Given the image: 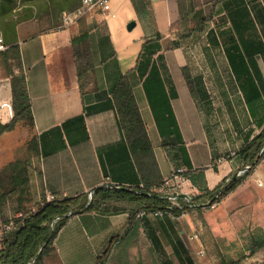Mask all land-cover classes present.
I'll return each instance as SVG.
<instances>
[{"label":"crops","instance_id":"crops-1","mask_svg":"<svg viewBox=\"0 0 264 264\" xmlns=\"http://www.w3.org/2000/svg\"><path fill=\"white\" fill-rule=\"evenodd\" d=\"M148 2L150 8L141 16L144 38L137 42L130 39V48L121 47L140 49L144 40L153 38L156 33L162 36L156 58L160 81L139 78L134 69L128 72L146 134L164 180L173 164L162 144L176 142V139L160 134L149 101L150 95L160 93V83L190 164L192 168H208L207 186L212 188L219 179L234 175L243 165L237 151L264 125V0H224L218 4L215 19L208 21L199 35L208 48L219 49L220 61L194 74L188 66L196 91L194 97L180 71L187 66L180 51L184 43L168 32L174 21L180 23L182 34L188 28L187 0ZM199 3L204 5L202 0ZM107 15L92 13L65 29L36 31L29 36L24 32L26 27H15L34 132L39 140L40 156L31 159V166L37 165L41 172L40 176L36 171L30 175L34 202L42 192L70 197L104 184L127 188L138 185L136 169L109 94L117 76L134 66L137 55L133 50L126 52L131 54L133 62L132 66L124 64L126 60L117 53L115 40L100 31L106 22L101 17ZM96 31L101 34L99 43L93 40ZM82 33L91 54L93 77L82 80L81 94L71 39ZM0 89V105H6L9 86L5 77H0ZM216 91L221 101L214 103L210 94ZM8 136L9 133L0 136V172H5L6 164L13 159L9 156L12 146H9ZM263 162L264 158L240 185L224 196L226 202L237 190L246 188L245 193L250 189L255 198L258 197V203L264 205ZM183 191L197 193L190 182L183 186ZM1 214L7 219L13 216L7 207L0 211V236L4 225ZM262 215L260 225L264 227ZM145 223L146 219L138 229V236L144 230L155 231L145 227ZM127 226V211L73 215L58 231L53 241L54 251L44 257L42 264H94L108 247L112 255L118 252L127 255L126 249L135 243L137 235L129 245L114 240Z\"/></svg>","mask_w":264,"mask_h":264},{"label":"trees","instance_id":"trees-1","mask_svg":"<svg viewBox=\"0 0 264 264\" xmlns=\"http://www.w3.org/2000/svg\"><path fill=\"white\" fill-rule=\"evenodd\" d=\"M23 2H36L37 9L41 8L47 16H52L51 24L58 25V14L62 8L75 9L80 0H21ZM40 1L42 3H40ZM224 0H210L212 6L220 4ZM18 0H0V24L2 37L7 48L0 52V67L9 86V101L6 105H0V136L14 131L17 127L25 128L28 133L27 140L21 153L15 155L6 164L5 179H0V211L7 207L12 217L7 219L1 214L4 224H10V228L2 231L0 236V264H42L44 257L54 251L53 241L65 222L73 215L83 212L117 213L128 212V226L125 232L114 240L123 241V245H129L138 234V229L143 226L144 219L136 216L139 210L151 211L165 209L168 201L158 195L156 189L163 183L156 162L152 145L146 134L144 122L140 116L138 106L134 99L132 87L128 81V72L136 70L139 78L157 79L160 76L156 68L157 53L160 50L159 40L162 37L156 33L153 38L144 40L138 51L134 66L120 73L109 89V94L117 115V122L122 132L131 158L133 160L138 185L135 188L95 187L90 199L87 193H79L74 196H54L46 200L43 192L34 207L27 210L26 205L33 200L30 188V175L36 171L41 172L37 165L31 166V159L40 156L38 135L34 132V123L31 113V100L25 75L17 37L12 20V12ZM188 18L191 22L189 32L200 31L204 22L209 18L203 14L201 8L195 9L188 1ZM178 21H174L168 27V32L175 39L183 37L178 32ZM74 49L76 66V78L82 94V80L93 77V64L91 54L85 45V34H79L71 39ZM182 78L191 96L196 95L193 79L184 66L180 69ZM145 85V84H144ZM160 93L149 96L153 107L154 116L158 122L160 134L174 136L176 142L162 144L166 150L173 167L183 166L192 186L197 189L192 199L196 208L205 207L206 202L220 201L225 195L240 185L264 158V125L258 133L253 135L237 151L243 165L248 168L241 175H230L218 183L215 187L207 186V167L192 168L184 143L180 137L174 115L168 103V98L160 84ZM160 113V114H159ZM165 125L166 128H163ZM263 151L259 154L260 148ZM243 165L240 167L242 168ZM217 194L216 197H214ZM21 213V216L17 214ZM174 216H179L181 211L172 209ZM57 217V219H55ZM55 220V221H54ZM264 247V231L261 227H254L250 232L249 242L246 246L247 253H240L236 258H222L220 264H239L246 257L255 254ZM180 249L185 250L180 239L172 245L173 255L180 257ZM94 264H131L126 254L118 252L110 254L108 247L99 255ZM258 264H264V260Z\"/></svg>","mask_w":264,"mask_h":264},{"label":"rangeland","instance_id":"rangeland-1","mask_svg":"<svg viewBox=\"0 0 264 264\" xmlns=\"http://www.w3.org/2000/svg\"><path fill=\"white\" fill-rule=\"evenodd\" d=\"M188 1L191 2L195 9L201 8L206 17L209 16L206 22H204L205 27L208 25V21L215 19L214 16L217 14L218 4L212 6L210 1L205 3L202 0L204 2L203 5L199 3V0H187L186 11L188 10ZM40 3L42 2L40 1ZM108 3L110 6L107 12L108 15L106 17L100 16L106 19V22H103L104 27L100 31L105 32L107 36L109 35L115 40V45L118 48L116 50L117 53H121L122 59L126 60L124 64L132 66V58L130 60L131 54L126 52L133 50L134 55H137L139 49H121V47L127 45L130 48L132 47L130 39L137 42L144 38L145 28L141 16L149 10V2L148 0H108ZM78 7L79 5L73 10L62 8L60 14H58V25L62 11H76ZM97 12L100 11L93 13ZM111 13L114 15L112 16ZM89 15L80 16L76 22L82 21L83 17ZM11 18L15 22L14 28L16 25L26 27L24 31L26 36L34 34L36 31L56 29L58 27V25L54 27L50 23L52 16H47L41 8L37 9L36 2L18 0ZM130 22H133L134 26L128 29L127 25ZM210 23L213 24V22ZM186 24L188 28L182 34L180 32V23L178 22V32L183 35L180 40L184 43L183 49H180V51L183 61L187 64L186 68L188 69L189 66L194 74L201 72L204 67L210 68V65L219 62L220 53L219 49H214V47L208 48L206 46V41L199 35L203 29L189 32L192 24L188 15ZM98 32L96 31L93 35V40L97 43L102 41V38H99L101 34ZM0 34L3 35L1 24ZM166 45L167 43L164 44V46ZM188 71L192 77L189 69ZM0 77H4L1 67ZM219 95L218 91L216 93L211 92L210 96L214 103L221 101ZM0 98L2 99L1 89ZM8 137L9 146H12L9 150V156L13 158L16 153L20 155L28 137L27 130L17 127L9 133ZM262 166L264 167V162ZM6 173L7 171H1L0 179H5ZM223 178L219 179L212 186L215 187ZM245 190L246 188L237 190L229 198V202L228 200L226 202L224 200L225 197H223V199L215 202L213 205L208 203L209 207L188 209L179 216L143 218L146 219L145 227H148V229L154 228L155 231L151 229L144 230L139 236L137 235L135 243L126 249L129 262L131 264H220L222 258H236L240 253L246 254L250 232L254 227H262L260 224L262 223V214H264V205L258 203V197L255 198L256 195L253 191L251 193L249 189L248 193H245ZM33 207L34 201L26 205L27 210ZM262 229L264 231V227ZM194 233L197 235V239L192 238ZM178 239L182 241L185 248V250L180 249V257L174 256L172 252V245L176 244V240ZM200 249L202 253L198 254V250ZM118 251H121V249ZM263 260L264 247L259 249L255 254L244 257L239 264H258Z\"/></svg>","mask_w":264,"mask_h":264},{"label":"built area","instance_id":"built-area-1","mask_svg":"<svg viewBox=\"0 0 264 264\" xmlns=\"http://www.w3.org/2000/svg\"><path fill=\"white\" fill-rule=\"evenodd\" d=\"M109 10V3L108 0H80L79 7L76 11L66 12L62 11L60 15V23L56 29H65L70 25L74 24L76 20L82 15H88L96 11H100V13L104 14L107 13ZM113 16V14H112ZM7 45L4 44L3 37L0 34V52L5 50ZM263 151V147L260 148L259 154ZM220 159H218L219 161ZM248 165H243L242 168H239L234 176L241 175L246 169ZM186 169L183 166H176L172 168L169 176L163 180V183L156 189V192L161 197H164L168 201V205L165 209H155L151 211H144L139 210L136 214L139 218H148V217H174L172 214V209L177 208L182 212L193 209L196 204L193 202L192 197L195 193L185 192L183 191V186L189 185L188 177L185 175ZM229 178L227 177L225 181H228ZM258 185L260 183H257ZM106 187H121L117 185H108L104 184ZM93 190L88 191L87 196L88 199L91 198ZM197 194V193H196ZM217 194L214 196L216 197ZM53 195H46V200L52 199ZM209 202H206L205 206H208ZM215 202L211 203L212 205ZM209 207V206H208ZM21 216V213L17 214ZM57 219V217L55 218ZM55 221V220H54ZM10 228V224L2 225V231H5ZM192 238L197 239V235L194 233ZM202 250H198V254H201Z\"/></svg>","mask_w":264,"mask_h":264},{"label":"water","instance_id":"water-1","mask_svg":"<svg viewBox=\"0 0 264 264\" xmlns=\"http://www.w3.org/2000/svg\"><path fill=\"white\" fill-rule=\"evenodd\" d=\"M133 25H134V23H133V22H130V23H128L127 28H128V29H131ZM125 188H126V187H125Z\"/></svg>","mask_w":264,"mask_h":264}]
</instances>
